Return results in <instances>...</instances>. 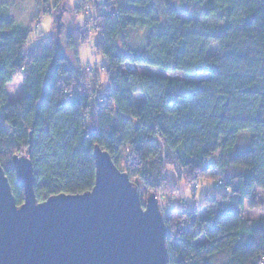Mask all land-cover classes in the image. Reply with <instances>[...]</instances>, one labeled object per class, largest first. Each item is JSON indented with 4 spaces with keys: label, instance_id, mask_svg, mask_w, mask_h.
Returning <instances> with one entry per match:
<instances>
[{
    "label": "trees",
    "instance_id": "trees-1",
    "mask_svg": "<svg viewBox=\"0 0 264 264\" xmlns=\"http://www.w3.org/2000/svg\"><path fill=\"white\" fill-rule=\"evenodd\" d=\"M162 1L160 11L154 0H91L93 15L66 36L78 67L56 32L24 49L32 27L0 5V165L17 206L11 158L19 154L33 164L38 202L91 190L96 145L146 191L165 194L169 169L190 183L212 179L198 207L164 211L168 264H264V217H243L254 191L264 192V0H175L182 9ZM84 4L76 0L75 13ZM129 28L149 29L143 48L126 43ZM92 34L101 69L78 60ZM83 70L97 86L90 93ZM17 76L22 94L10 102L6 85ZM243 130L252 131L250 147L231 158Z\"/></svg>",
    "mask_w": 264,
    "mask_h": 264
},
{
    "label": "water",
    "instance_id": "water-1",
    "mask_svg": "<svg viewBox=\"0 0 264 264\" xmlns=\"http://www.w3.org/2000/svg\"><path fill=\"white\" fill-rule=\"evenodd\" d=\"M93 160L91 190L38 202L33 164L26 155H14L12 169L23 196L19 206L0 165V264H168L156 194L142 204L137 185L97 145Z\"/></svg>",
    "mask_w": 264,
    "mask_h": 264
},
{
    "label": "rangeland",
    "instance_id": "rangeland-1",
    "mask_svg": "<svg viewBox=\"0 0 264 264\" xmlns=\"http://www.w3.org/2000/svg\"><path fill=\"white\" fill-rule=\"evenodd\" d=\"M156 8L160 11L164 7V2L162 0H154ZM171 3L177 8L182 9L184 6L181 2H177L175 0H169ZM208 2L210 0H204ZM90 3V4H89ZM89 15H93L95 12V7L89 2ZM0 5L6 8L8 12V18L14 19L16 23L21 26L32 27V33L28 38V42L26 43L24 49L33 47L38 40V36L40 38L53 39L55 37L56 32V16L60 14L61 19V30L58 36V44L60 50H62L69 61H72L75 67H78V63L74 57V54L66 49V36L69 32L77 31V29L81 30V26H83L84 18L86 17L87 7L85 6L84 11H80L79 13H75L76 0H61L58 3L57 9L52 8L49 4L43 5L39 3V0H0ZM46 8L50 9V12L44 15V10ZM61 8V11H60ZM127 35H125L126 43H129L131 46L141 48L144 47L147 37L149 36V29L147 28H129L127 30ZM91 40L87 44H82L79 47V55L78 60L80 65L83 67H87L88 63L94 68L101 69L104 66L103 59L96 54V50L94 49V44L97 40L95 34L91 35ZM142 47V48H143ZM216 44H211L209 47V52L214 53L217 51ZM84 71V70H83ZM82 71V72H83ZM148 75H163L168 78H176V79H185V80H193L194 78H188L180 73L174 74H165L159 72L157 70L148 68L142 70ZM84 82L86 83L83 86L84 91L87 90L88 93L94 89V82L88 84V80L85 76L84 71ZM96 79V78H95ZM197 79V78H195ZM103 81V77L101 78ZM98 82V81H96ZM99 83V82H98ZM98 85V84H97ZM7 95L9 97L10 102H15L18 98L21 97L23 85L22 79L20 76L15 77L11 82L7 85ZM97 87V86H96ZM143 100V96H136L135 102L139 105ZM252 137V131L243 130L239 133L235 140V144L231 150V158H235L237 155L241 153V151L246 150L250 147V139ZM21 155V154H19ZM126 172V171H124ZM235 168L231 167L230 172L226 173L227 176L231 174H235ZM168 179L169 185H173L169 189H166L165 194L160 192H154L157 196V200L159 201V207L161 212L164 214V219L166 218L164 211L173 210L177 208H183L186 206V209H190L194 206L198 207L199 199L204 194L209 195L211 187L215 185V181L212 179L201 178L195 183H190L183 175L178 174L177 172L173 173L171 169L168 170ZM140 191V202L145 204V199L154 194L153 192L146 191L141 181L131 177V179ZM223 178H218V181H222ZM217 186V185H216ZM243 217L257 220L258 218L264 217V192L261 190H255L254 194L251 196V204H246L243 211Z\"/></svg>",
    "mask_w": 264,
    "mask_h": 264
},
{
    "label": "built area",
    "instance_id": "built-area-1",
    "mask_svg": "<svg viewBox=\"0 0 264 264\" xmlns=\"http://www.w3.org/2000/svg\"><path fill=\"white\" fill-rule=\"evenodd\" d=\"M89 1L88 0H85V6L87 7V10H86V14H89ZM94 68V66H91V64H88V66H87V69H93ZM127 71H129V72H131V71H134V69H133V67L132 66H126V68H125Z\"/></svg>",
    "mask_w": 264,
    "mask_h": 264
}]
</instances>
